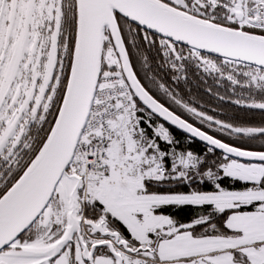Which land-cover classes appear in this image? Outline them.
Here are the masks:
<instances>
[{
	"label": "snow or ice",
	"instance_id": "1",
	"mask_svg": "<svg viewBox=\"0 0 264 264\" xmlns=\"http://www.w3.org/2000/svg\"><path fill=\"white\" fill-rule=\"evenodd\" d=\"M0 264H264V0H0Z\"/></svg>",
	"mask_w": 264,
	"mask_h": 264
},
{
	"label": "trees",
	"instance_id": "2",
	"mask_svg": "<svg viewBox=\"0 0 264 264\" xmlns=\"http://www.w3.org/2000/svg\"><path fill=\"white\" fill-rule=\"evenodd\" d=\"M188 87H190L192 89L193 95H195L197 97H202L206 100L208 99L207 96L204 94V91H203L205 85H203V83L199 82L198 78L193 77V79L190 80ZM181 88L183 89L184 85H181ZM228 111H229V115H235L238 119L251 118V119H254L256 121H259L261 119L259 113H256V114L245 113L243 110H238V109H234V108H231ZM175 134L177 135L178 138L183 140V137H184L183 133H180L179 131H177ZM182 147H188V145L182 144ZM191 148L194 151H203L204 145L202 143H200L199 141H196L195 143H193L191 145ZM173 211L176 212L178 218L187 219L193 214L194 209L183 208V209L173 210Z\"/></svg>",
	"mask_w": 264,
	"mask_h": 264
}]
</instances>
